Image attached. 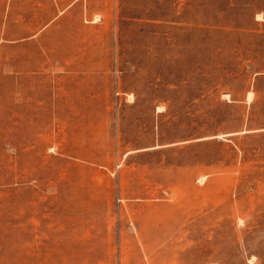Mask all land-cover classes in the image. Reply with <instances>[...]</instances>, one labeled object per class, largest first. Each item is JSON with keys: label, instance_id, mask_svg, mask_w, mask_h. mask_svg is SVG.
<instances>
[{"label": "rangeland", "instance_id": "rangeland-1", "mask_svg": "<svg viewBox=\"0 0 264 264\" xmlns=\"http://www.w3.org/2000/svg\"><path fill=\"white\" fill-rule=\"evenodd\" d=\"M0 264H264V0H0Z\"/></svg>", "mask_w": 264, "mask_h": 264}, {"label": "bare ground", "instance_id": "bare-ground-1", "mask_svg": "<svg viewBox=\"0 0 264 264\" xmlns=\"http://www.w3.org/2000/svg\"><path fill=\"white\" fill-rule=\"evenodd\" d=\"M252 96V92H249V97H251Z\"/></svg>", "mask_w": 264, "mask_h": 264}]
</instances>
